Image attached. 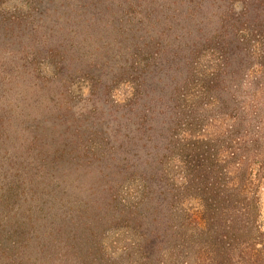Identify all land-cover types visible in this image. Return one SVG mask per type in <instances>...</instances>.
Segmentation results:
<instances>
[{
    "label": "trees",
    "instance_id": "1",
    "mask_svg": "<svg viewBox=\"0 0 264 264\" xmlns=\"http://www.w3.org/2000/svg\"><path fill=\"white\" fill-rule=\"evenodd\" d=\"M201 1L174 0L186 14ZM152 2L84 0L81 22L108 34L94 41L84 25H34L36 7L0 10V264H114L112 231L125 235L119 254L159 264L176 229L209 264H264V0H241L239 13L213 0V33L195 39L160 34ZM84 89L91 106L75 111Z\"/></svg>",
    "mask_w": 264,
    "mask_h": 264
},
{
    "label": "rangeland",
    "instance_id": "2",
    "mask_svg": "<svg viewBox=\"0 0 264 264\" xmlns=\"http://www.w3.org/2000/svg\"><path fill=\"white\" fill-rule=\"evenodd\" d=\"M76 2V4L74 3ZM84 0H0V10L3 12V15L9 16L15 12L20 11H27L32 7H36L37 10L35 12L36 20L34 25H42L44 19H47L50 22H62L67 21L70 23V29L73 31L75 28H79L84 25L86 28V35H91L92 41H94V37L99 38L100 36H105L108 34H104L101 29H98L99 23L98 20H86V22H81L84 19L81 16V12H78L77 8L80 6ZM233 10L236 13L241 12L243 9V5L241 0H231ZM216 2L214 4L213 0H203L201 1V8L193 12L194 14H186V10L181 3H175L174 0H159L158 3H150L154 6L157 13L154 11V8L150 7V11L153 12V19L150 23L151 26L158 28L160 34L163 36L168 37H193V39L197 37H205L209 36L213 33V29L215 28L219 13L216 10L217 6ZM75 4V5H71ZM181 5V6H179ZM181 7V12H178ZM62 9L66 12V14H62ZM139 10V8H137ZM75 11V12H74ZM78 12V13H77ZM157 14V17L155 15ZM65 18V19H62ZM67 19V20H66ZM244 19V18H243ZM72 21V22H70ZM66 22V23H67ZM80 22V23H79ZM80 24V25H79ZM244 24V23H242ZM97 28L92 31L89 27ZM71 31V35L73 34ZM89 33V34H88ZM94 36V37H93ZM167 39V38H166ZM96 43L87 41L85 45L88 47V50L95 48ZM176 42H173V47H176ZM171 46V47H172ZM5 47L0 45V51H2ZM211 48L209 47H202L200 48V55L196 58V63L200 67L208 69L214 65L215 57L211 55ZM6 56V55H5ZM4 57L1 55L0 58ZM44 63L41 68L43 73H50V68L48 65ZM258 69V68H257ZM259 73V71H256ZM260 74V73H259ZM249 78H245L244 82L248 83ZM49 93H48V92ZM79 92V89H78ZM130 93V89L123 84L117 89L114 90L113 99L118 102H123V100L128 96ZM50 88L44 91L42 97L46 100L45 107H50L52 102L49 100L51 99ZM79 94V93H78ZM85 89L82 92V97L78 99L75 106V111H81L82 109H88L91 106V103L87 101ZM111 107L112 104L108 105ZM107 111L102 116V121L114 127L117 122V112L110 111V109L106 108ZM16 136H20L17 133ZM25 136V135H24ZM258 215H257V224L260 227V231L264 233V179L260 183H258ZM184 232L190 235H194L195 229L192 224L184 225L183 228ZM111 235L108 237V246L111 251H114L112 256V261L114 264H140V260L136 259L134 255L119 254L118 251L119 247H122L121 242L124 241L125 235L118 234L116 232L110 233ZM180 234V235H177ZM182 231L176 229L175 232L172 230L168 235L162 239V246L160 253L158 254V262L159 264H209L210 255L203 245L200 244L196 239L188 238L187 241L182 238ZM173 235V236H172ZM186 236V235H185ZM264 240V236H263ZM183 241H185L183 243Z\"/></svg>",
    "mask_w": 264,
    "mask_h": 264
}]
</instances>
